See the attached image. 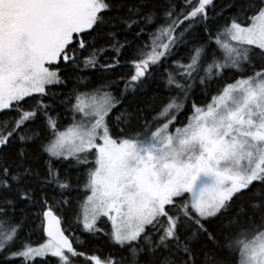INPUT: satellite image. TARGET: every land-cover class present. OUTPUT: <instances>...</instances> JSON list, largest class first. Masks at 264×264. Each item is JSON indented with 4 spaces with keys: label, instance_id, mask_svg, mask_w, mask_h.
Here are the masks:
<instances>
[{
    "label": "snow or ice",
    "instance_id": "obj_1",
    "mask_svg": "<svg viewBox=\"0 0 264 264\" xmlns=\"http://www.w3.org/2000/svg\"><path fill=\"white\" fill-rule=\"evenodd\" d=\"M217 7L0 0V264L48 253L60 264H264V0ZM61 63L78 82L52 94L71 113L64 130L45 102L48 86L70 79ZM90 70L100 82L82 92ZM228 72L240 78L197 103L196 89L213 91ZM73 190L84 194L74 208ZM61 209L127 254L78 251L87 239L65 234ZM29 215L42 217V244L21 239Z\"/></svg>",
    "mask_w": 264,
    "mask_h": 264
},
{
    "label": "trees",
    "instance_id": "obj_2",
    "mask_svg": "<svg viewBox=\"0 0 264 264\" xmlns=\"http://www.w3.org/2000/svg\"><path fill=\"white\" fill-rule=\"evenodd\" d=\"M176 2L180 5H183L185 0H176ZM227 0H216L217 4V11H219V8L222 7ZM179 10V9H178ZM211 14V13H210ZM230 13H225V17L229 16ZM225 21L224 19H219L218 24H223ZM151 30V29H150ZM213 31H215V28H213ZM202 35V33H201ZM121 39H123V35L121 36ZM129 39H131V36L129 35ZM215 50V45H212V47L209 49V52ZM219 54V53H218ZM122 63L124 62V58H122ZM170 63V62H169ZM257 66L260 65L261 61L257 58L253 61ZM61 71L63 72L64 76L70 77L68 79L66 84H58V85H50L47 88L48 91V97L45 98L46 103H53L55 111L52 113V115H56L59 113V120H60V129L64 130L69 124H71V113H68L65 111V108L60 106L59 100L64 99V95H67L69 91L73 89L77 85V80H76V74L71 73L67 70L64 69L63 63L60 64ZM132 69L128 67H124L121 69L117 70L118 74H127ZM252 72L249 70L248 72L244 73V75H251ZM84 75L89 77V80L86 82L87 87L80 86L79 90L80 91H88L91 88H94L97 83L100 82V73L95 72V71H88L84 73ZM239 73H233V72H228L225 74L223 81L222 82H217L214 83L213 85V91L205 94L201 89H196V93L194 98L197 100V103L199 104H206L208 100L211 98V95L214 94V89L220 85V83H231L236 79L240 78ZM63 78V77H62ZM109 80L115 79V75H108L106 77ZM155 84H151L149 86V91L148 95H151L152 90L155 88ZM124 88L123 83H117L114 84L109 91L113 93V95H116L117 97L119 96V91ZM64 94V95H58V98L53 101L52 99V94ZM36 99H39V96H36ZM27 100V105H32L35 103V101L31 98H26ZM25 105V106H27ZM190 113H185L184 116H181V122L186 121V116L189 115ZM5 118L2 114H0V119ZM77 119H79V116H77ZM39 123V122H37ZM180 124L174 125V126H179ZM173 126V127H174ZM63 167H67V164L63 165ZM81 172L84 170L81 169ZM71 175L73 177V182L75 184V178L78 175V172L74 169L70 170ZM73 198V208L75 207V198L77 196H80L81 199L83 198V193H79L76 190H73L69 194ZM32 212L35 211V209L31 210ZM57 215L61 216L62 219V227L65 229L66 235H69L70 238L73 236V234L77 237H80L81 239H87V243L83 246H76L78 251H83L87 253L88 255H97L99 256L102 260L106 259L110 255H114L117 258L121 256H125L127 254L126 249H121L119 246L113 245L108 237L104 236L103 234H99L97 236H90L87 233L82 232V226L78 225L75 222V215L72 209H61L60 211L57 212ZM99 226L104 228L106 232L111 231V224L107 220V218H103L99 222ZM21 239H28L30 242L35 246L44 243L47 239L45 238L43 234V226H42V217L40 216H33L29 215L27 223L24 227L23 232L21 233ZM14 264H22V260L17 258L14 261ZM30 264H60L59 258L52 256V255H45L42 257H36ZM73 264H86V261L84 260L83 257L79 258H73Z\"/></svg>",
    "mask_w": 264,
    "mask_h": 264
},
{
    "label": "rangeland",
    "instance_id": "obj_3",
    "mask_svg": "<svg viewBox=\"0 0 264 264\" xmlns=\"http://www.w3.org/2000/svg\"><path fill=\"white\" fill-rule=\"evenodd\" d=\"M186 122V121H185ZM179 126H181V125H179ZM175 127H177V126H174L173 127V130L175 129ZM110 222V221H109ZM110 224H111V222H110ZM46 255H51L50 253H48V254H46Z\"/></svg>",
    "mask_w": 264,
    "mask_h": 264
},
{
    "label": "water",
    "instance_id": "obj_4",
    "mask_svg": "<svg viewBox=\"0 0 264 264\" xmlns=\"http://www.w3.org/2000/svg\"><path fill=\"white\" fill-rule=\"evenodd\" d=\"M61 227H62V224H61ZM63 228V227H62ZM44 232V231H43ZM66 234V233H65ZM44 235H45V237L47 238V235H46V233L44 232Z\"/></svg>",
    "mask_w": 264,
    "mask_h": 264
},
{
    "label": "bare ground",
    "instance_id": "obj_5",
    "mask_svg": "<svg viewBox=\"0 0 264 264\" xmlns=\"http://www.w3.org/2000/svg\"><path fill=\"white\" fill-rule=\"evenodd\" d=\"M43 234H44V232H43ZM45 236V235H44ZM46 238V237H45ZM47 239V238H46Z\"/></svg>",
    "mask_w": 264,
    "mask_h": 264
}]
</instances>
